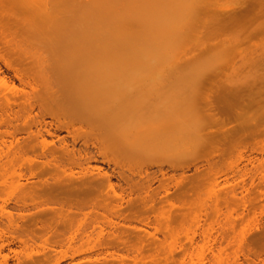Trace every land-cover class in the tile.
<instances>
[{
    "label": "bare ground",
    "instance_id": "6f19581e",
    "mask_svg": "<svg viewBox=\"0 0 264 264\" xmlns=\"http://www.w3.org/2000/svg\"><path fill=\"white\" fill-rule=\"evenodd\" d=\"M116 1L119 0H0V40L4 42L5 37L10 38V40L6 42L8 47L15 52L17 64L14 62L11 64L2 52H0V62L5 68L13 72L20 84L24 87L28 86L31 89V91L26 92L25 89L15 88L13 84L9 86L4 78L0 77V128L3 126L5 128L4 132H0V238H5V234L17 235L18 237L16 238L20 239L21 246L23 245L24 248L28 247L32 250L33 245L37 243L35 241H40L43 238H45V241L42 240L45 244L54 243L57 247L65 243L75 244L83 241H90L95 239L94 236H96V234L97 237L101 238L105 235L102 234L104 232L102 227H100V229L97 227L98 233L96 232L97 229L89 231L83 229V227H78L74 230L76 226L75 223L77 222L76 219L82 214L84 216L96 214V210H105L113 204L110 211H113L115 217L117 216L118 220L122 221L124 223L122 224L126 228H124L120 222H114V220L108 219L107 223L110 224L108 228L113 226L114 230L108 231V236L106 237L105 235L106 239L100 246H107L108 248L106 249H116L117 247L115 246L123 245L130 247V244L133 242L143 244L147 241V244L151 245L149 240L144 241L141 233L136 235V240L134 241L131 237V229L128 228L131 227L130 224L134 221H139L146 227L149 226L150 214H154L157 210L162 209L167 197H169L167 196L169 193L167 189H165L166 186H164V189L162 187L160 190L167 191L166 197L162 195L159 197L160 194L158 195L155 191L157 187L156 189L153 188V183L158 181V183L162 185L164 179H166L165 177H167V171H164L165 166H167V169L173 171L179 170L176 160H173L174 156L179 153L182 155L196 154L197 152L204 151V149L215 150L214 148H217V150H223L225 146H231L240 141L244 138V135L254 134L258 130V127L264 122L263 115L258 119L254 116H249V120L245 119L242 124L230 129L221 128L213 132L207 131V129L190 131L183 128L184 126L179 120V116L175 115V120L178 121H174L175 128L169 130L161 125V122L167 117L166 112H164L158 117L156 122L149 123L150 125L144 124L139 127H134L132 129L133 134H126L123 138L116 136L111 128L101 129L103 128L101 116L94 115L96 106L91 102L93 98L88 97L86 100L82 99V89L74 85L75 83L71 82L74 81V79L68 76L69 69L67 68V64L69 63V57H67V55H61L59 57L54 56L58 48L61 50L64 47H68L69 42L72 41L76 44L78 43L75 48V56L77 57L76 59L74 57V60L79 62L83 60L85 54L87 55V52L83 50L79 51V47L84 41L86 40L88 43H95L97 45L101 42L106 43L109 39V37L104 35L106 33V35H110V38H113V42L109 40L108 48L113 46V43L117 40L121 43H115L114 46L116 48L113 46L108 49V51H110L109 53L119 52V50L122 52L123 48L126 49L125 51L132 49L133 56L135 57H130L131 63L136 61V58L139 60L146 55L145 58L148 59L147 63L150 59V61L154 59L152 62H160L159 64L162 63L164 67H169L171 65L169 69L179 70V54L181 51H184L183 49H185L184 52L189 50V46L193 45L191 38L195 36H197V38H193L195 46L193 45L192 47L194 49L197 47L199 50L201 49L204 52L211 53L219 49H225L226 45L229 44L226 38L228 33L227 30L234 29L236 31L235 42L237 46L241 43L242 39L244 40L247 36L264 35V0H238L240 3L237 4V10H235V8L231 10L225 8L221 9L218 6V2H216L217 0H192L191 2L188 0V3L183 2L185 5L181 3V1L184 0H181L180 3L184 6V9L186 4L188 5L190 3V6H186V11H183L187 13L190 12L188 14L184 13L186 16H191V18L187 16L189 18H186L188 20L187 23L180 21L178 14L182 10L180 11L178 7L179 0H173L177 5H173L171 2L172 0H163L164 4L168 3L169 5L170 2L172 3V8L171 6L168 7H170L174 13L177 11L179 12L176 14V16L178 15L177 17L174 16L175 14H172L173 12L167 11V8L163 9L162 6L156 4V0H149V2L148 0H122L123 2L127 1L128 6L121 7L125 10H121V4H118ZM143 1L146 2L143 3ZM135 2L136 4L141 2L140 4L142 5H140L139 8L140 10L141 8L142 10L145 9V13H141L139 10L138 13L140 14H138L136 10L139 8L131 7V4H135ZM147 2H154L153 5L152 3L151 5L149 4L152 7L154 6L153 10L150 6L148 8V4L146 5ZM144 4L145 6H143ZM117 5H120L119 8ZM123 5H125V3ZM155 5L157 9L156 12H154ZM157 6L160 7V9L157 8ZM126 7L127 10L129 8V12H127ZM188 8L189 11H187ZM118 9H120L123 14L117 11ZM133 9L136 10L134 11ZM163 10H165V13ZM160 11L161 13L158 14L157 12ZM117 12H120V14L124 16L122 17L119 13L117 14L121 16L123 20L120 19L119 16H115ZM124 12L128 13L130 16ZM130 12L133 14L135 12L136 15ZM183 12H181V14ZM89 13H91V18H93V14L95 15V20L98 18V20H96L97 22H95L97 26H92V29L84 25L82 21L83 18L81 20V17L85 14V16H90ZM146 13L147 16H150H148V18L146 16L145 19H143ZM151 13L156 16L151 18ZM166 13H171L167 15V18L173 15L170 22V18L167 21L166 15H164ZM142 14L143 17L140 16ZM162 14L164 15V20L166 18V23H164L163 20H158L157 22L159 15L160 19L163 18ZM181 14L180 17L184 16ZM137 15L142 17V19L139 18V16L135 18ZM244 15L251 17L248 27L247 24L243 25L242 23V16ZM113 16L116 17V20ZM73 17L75 19H71ZM128 17H130V19ZM132 17L135 19H131ZM174 17L177 18V24L174 21ZM86 18H84V20ZM154 18L156 22H154ZM139 19V25L143 23L142 21H145L146 25L149 23L150 25L146 26L145 23H143L144 25H141L144 27L141 26L137 30H133L134 33L132 29L137 25L134 26V22L132 23V21L136 20L139 22ZM149 19L153 22L149 21ZM186 19L181 18L184 22ZM8 21L12 22V27L8 26ZM159 21L163 22L164 25ZM151 22L154 24H151ZM81 23H83L84 26L79 25ZM174 23L176 24L175 26L173 25ZM165 24L169 25L166 26ZM186 24H188V31L191 30L192 26H194V29L196 26L197 28L201 26L203 29L200 28L205 31L203 32L198 28V30L202 32L199 31V34L194 32L197 34L192 37L191 34V36L188 35V31L184 28V26H187ZM170 25L174 27L170 29ZM179 26L183 29H179ZM103 28H106L107 31L108 28H110L109 30L111 33L104 32L101 37L100 32ZM194 29L189 33H193ZM180 30H184L185 32H183L185 34L181 33L182 35L180 36ZM115 33H118V36H116L117 34ZM125 35L127 37H125ZM141 36L146 42L144 43L143 40L141 44H138L136 40L135 43V39L139 38L138 40H140ZM144 36H148L149 38L152 37L150 38L153 40L152 43H150V39L146 40ZM187 36H190L189 38L191 41ZM179 37H181L182 40ZM185 38L188 40H185ZM154 40L157 41L155 42ZM171 40L173 42L176 40L175 44L171 42ZM179 40H181V42ZM165 41H167V43L171 42L169 45H172V43L173 45L166 47L163 45ZM185 42L187 43V45L185 44L187 47L183 45ZM75 43H73L74 46ZM155 43L161 45V47L158 49L155 48L156 50H149L152 46L154 47ZM181 43H183L182 46ZM118 44L120 45L118 46ZM147 44H150V46ZM104 45L102 48H100V45H98L100 47H96L98 56H101L100 49L103 50ZM180 48L182 50H180ZM125 51L123 50V52ZM45 53H49V55L45 56ZM104 56L106 57L105 54L101 57L105 59ZM132 58L133 60L131 61ZM169 59L173 64L170 63ZM28 61H30V67L26 64ZM163 62L168 63V65H165ZM252 62L259 71L264 69V55L258 56L257 60H252ZM126 63H129V61ZM255 78L251 79L249 76L248 79L245 78L244 81L242 80L244 78H240L242 80L241 82L232 84L230 85L231 88L227 87L222 90L221 98H218V104L208 99L204 106V110L206 111L205 119L209 122L219 123L222 121L219 118V114H233L236 104L240 102L239 98L243 97L242 92L249 91L253 85L256 86L257 78ZM55 80H60L61 82H55ZM37 81H39L38 84L42 86V90L40 89L38 91V88H36ZM263 84L264 83L261 84V89L263 88ZM76 99H79L78 104H74L76 103ZM37 103H42L39 107L43 108L44 111H42V113L48 112L47 114H51L52 108H54L52 105L55 103L54 105L56 108L60 109L62 112L60 114L65 113L67 116L68 114L76 115V117L78 116V120L76 121L80 127L78 128L73 124L75 120H69V124H61L65 119V114L62 115L63 119H61L60 114V117L58 114H54L57 110L56 108H54V110H56L52 113L54 116L50 115L51 118H53L50 122H45L44 119L38 120V116H33L32 114ZM6 108H8L7 111ZM55 115L58 117L55 118ZM141 115H143L142 112L130 111H126L124 114L126 123L133 122L135 119L140 118ZM58 118L63 121L60 122L59 120V124L61 125L57 124L58 126L56 127L55 123ZM21 122H24L23 129H20ZM84 123L87 124V126H84ZM54 126L56 127L55 129H53ZM9 129H12V132H8ZM61 131H65L67 136L60 137L63 133L59 135ZM129 131H131V129ZM20 132L24 134L22 139L21 137L18 138ZM4 135H8L10 138L8 142L4 140ZM68 138H70V140ZM28 153H32L34 158L27 159L29 161V166L27 165V167L30 169H25L28 172L24 171V173V169L22 170V168L25 167L23 165L25 161L24 157L25 155L29 157ZM109 153L112 154L111 157H108V155L110 156ZM155 153H157V155ZM115 155L118 156V159L122 157H126L127 159L128 157L129 159L133 158L131 159L132 161H136L137 164H144L143 166L147 167V169L153 166L157 167V171L162 176V180H158V176H156V174H158L157 172L152 174L147 173L146 177L144 174L141 176V174L138 173L141 176V179L138 178V180L133 177L135 172L131 170L133 175H131V172L129 174L130 170L128 167H126L128 168L127 170H129L128 173L125 171L126 169L123 170L125 166L124 168H119V171H116L118 167L116 166V168H114V164L117 161L116 158H114L116 161L113 159V157H116ZM110 158H112L115 163H113L114 169L112 168L113 170L109 173L107 172L109 169L107 171L103 170L106 165L104 167L101 166L103 167L101 168L98 164L101 161L102 163H107L109 166V164H112ZM120 163L119 165L122 164ZM133 163L129 164L133 166ZM34 166L40 168L39 173L34 172L36 171ZM191 168H194L193 178L198 180L202 174L201 166H199L198 163H192L186 167H182L181 174H185L186 170L188 171ZM138 174H136L135 177ZM113 178H116L117 182L114 183ZM198 182L200 183V181ZM159 187L161 186H158V188ZM192 188H194V186ZM7 189L12 190V193L17 192L15 200H12L13 205L10 206L12 211L15 210L16 212H20V214L17 213L18 215L15 214L16 216L12 214L13 212H6L9 210L10 199H8L9 196L6 197L7 199L3 198V194L6 196L5 193L8 192ZM160 190L158 189V193ZM161 194L164 195L165 193ZM133 195L136 197L134 198ZM13 196L15 197V195ZM13 196L11 197L14 198ZM215 200L218 202V197H216ZM124 204L126 205V209ZM88 208L91 211L84 213L83 211ZM143 214L147 216L142 218ZM114 215L111 216L114 217ZM119 224L123 227L119 228ZM114 225L119 226L118 228H114ZM9 238L10 237H8V240ZM222 238L223 237H221V240L210 239L209 235L206 234L204 236V241L205 244H218V246H220L223 243ZM190 243L194 245V240L190 239ZM154 244H156L155 240ZM238 244L242 247L244 242L239 241ZM132 245L135 246L134 244ZM52 253L54 252H44L43 256L50 259ZM29 255L30 254H28V256ZM167 256L168 260H172V251H170ZM215 258L219 261L220 255H215ZM237 260L238 259L235 261ZM59 261L60 259H57V262ZM20 262L21 261H19V264Z\"/></svg>",
    "mask_w": 264,
    "mask_h": 264
},
{
    "label": "rangeland",
    "instance_id": "374dc122",
    "mask_svg": "<svg viewBox=\"0 0 264 264\" xmlns=\"http://www.w3.org/2000/svg\"><path fill=\"white\" fill-rule=\"evenodd\" d=\"M121 1L119 0L116 2H118V4H121V6L119 5L120 9L123 10L124 8L122 9L121 7L128 5L127 1ZM180 1L181 0L178 1V7L179 10H182L181 12H183L186 9V6H188L190 3L188 5L186 4L185 9L181 3H188L192 0H184L181 1V3ZM240 1L217 0L216 2H218V6L221 9L225 8L231 10L235 8V10H237V4H239ZM145 2L146 1H143V3ZM148 2L146 3V5L148 4L149 8L152 2ZM155 2L159 6H162L163 9L167 8V11L171 13L173 11L168 6H171L172 8V3L173 5L176 4V2H174L173 0L171 1L172 3H169V5L168 3H166V1V4H164L163 0H156ZM124 3L125 5H123ZM140 3H138L139 5L136 4V2L135 4L132 3L131 7L139 8L140 5H142ZM183 5L185 4L183 3ZM143 6H145V4ZM153 7L150 6L152 10ZM157 8L160 9V7L158 6ZM120 9H118L117 11H120ZM155 9L154 12L157 11V9ZM176 9L178 10L177 7ZM176 9L174 8L175 11ZM139 10L140 8L136 10V12L138 13ZM141 10L139 12L145 13V9L142 11ZM130 11L133 12L132 10ZM187 11H189V8ZM120 12H117L116 15L114 13V15L117 17L121 15ZM127 12H129V8ZM163 12L165 13V10H163ZM177 12H173L172 14H175V17L179 15L180 21L183 23H187V16L191 18L190 15H184V13L188 14L190 12H183L182 14L185 17H180L181 12H178L179 14L176 16ZM118 13L119 15H117ZM147 13L146 15L144 14L143 19H145ZM157 13L159 14L161 13V11ZM89 14L90 16H82L81 20L83 18L82 21L84 25L89 26L92 29V26H97L95 25V22H97L96 20H98V18H96L95 20V15L93 14V18H91V13ZM125 14L129 15L128 13ZM168 14L169 13L164 14L166 15V18ZM164 15L161 19L159 15V19H157V22L158 20H163V22L166 23V18L164 20ZM173 15H171L172 18ZM115 16L113 17L116 20ZM121 16L119 17L123 20L122 17L124 16ZM138 16L139 15L135 16V18H137ZM140 16L143 17V14ZM140 16L139 18L142 19V17ZM153 16L154 14L151 15V18ZM168 17L170 19L167 18V21L169 19L170 22L172 18L170 16ZM242 17L243 25L247 24L248 27L249 22L251 21V17H247V15H244ZM84 18L86 19L84 20ZM128 18L130 19V17ZM135 18L132 17L131 19ZM181 18L186 19L185 22L184 20H181ZM71 19L75 18L73 17ZM176 19L177 18H175L174 20L175 23ZM135 21L136 20H133L132 23L134 22L133 25H137V28L134 27L132 31L135 29L137 30L139 27L144 25L143 23H145L146 25L145 21H142V25H139L138 23H140V19L139 22L136 21L137 23ZM149 21L152 20L149 19ZM161 21L159 22L164 25ZM8 22V26L12 27V22ZM152 22L151 24H154ZM154 22H156V19ZM83 23L79 25H83ZM175 23L173 24L174 26L178 22L176 24ZM148 25H150V23ZM181 25L183 26L182 23ZM186 25L187 26H184V28H186V30L188 31V24ZM169 27L170 29L173 28L171 27V25ZM193 27L194 26H192V28ZM200 27L201 26H199L198 28L201 29L202 27ZM192 28L191 30H189L192 31L194 29ZM198 28L196 26L195 29L197 30L194 29L193 33H189L190 31H188V35L191 34L193 37L195 36V34H199L200 32L205 31L202 30L203 28L201 29L202 31L198 30ZM109 29L110 28H108V32L106 28H103V32H100V36L102 37V34H104V32L111 33ZM179 29L183 28L180 27ZM184 30L179 31L180 36L185 32ZM227 31L228 33L226 38L229 41V44L226 45L225 49H219L211 53L204 52L201 49L199 50L197 49V47H195L197 50L194 49L192 47L195 43L193 41V38L195 39V37L197 38V36L191 38L193 45L189 46V50H186V52H184L185 49H183L184 51H181V53L179 54V70L169 69V67L171 66L170 59L169 67H164L162 63L161 65L159 64L160 62L157 61L152 62L154 61V59H152V61H150V59L147 63L148 59L145 58L146 55L142 57L143 59L140 58L138 60L136 58V61L131 63L130 57H135L133 56L132 49L125 51L126 49L123 48L125 52H123V50L122 52H120L119 48V52L117 51L115 53H109L110 51H108V49L113 47L115 43L120 42H118V40L116 42L114 41L115 43H113V46H111L113 38H110V35H106V33L104 35L109 37V39L106 43L101 42L102 45L101 43H98V45H100L101 47L95 43H88L86 40L84 41V43L79 47V51L83 50L87 52V55L85 54L83 60L79 62L74 60V57L75 59L77 57L75 56V48L78 43L76 44L73 41L69 42L68 47H64L61 50L60 48H58L54 56L59 57L61 55H67V57H69V63L67 64L69 66H67V68L69 69L68 76L74 79V81L71 82H74V85L82 89L83 100H86L88 97L93 98L91 99V102H93L96 106L94 115H97L99 117L101 116V124L103 128H100L103 130L104 128H111L114 131L115 135L119 136V138L125 137L126 134H133L132 129L134 127H139L144 124L150 125L149 123L156 122L158 117L164 112H166L167 114V117L161 122V125L164 126V128H167L169 130L175 128L174 121H178L175 120L176 115L179 116V120L182 122L184 126L183 128H185V130L197 131L199 129H207V131L213 132L221 128L230 129L232 127L240 125L245 121V119L249 120L251 116H254L257 119L261 115L264 116V84L263 88L261 89V84L264 83V69L259 71L258 69H256L255 64L252 62V60H257L258 56L264 55V35L249 37L247 36L244 40L242 39L241 43L237 46V43L235 42L236 31L234 29H230ZM115 34H117L116 36H118V33ZM142 36L140 40H138L139 38H137L134 42L136 43L137 40V43L141 44V42H143L144 40L142 39ZM125 37L127 36L125 35ZM144 38H146V40H149L152 37L149 38L148 36H144ZM179 38L182 40L181 37ZM7 40H10V38L5 37L4 42L0 40V52L3 53L5 58L11 64H13V62L17 64L14 54L15 52L8 47L6 42ZM109 40H111L110 48H108ZM181 40L179 41L181 42ZM185 40L188 39L185 38ZM152 41L153 40L150 39V43H152ZM175 41L176 40H174L173 42L171 40V42H173L174 44ZM145 42L146 41L144 40V43ZM186 42L184 44L181 43V46L182 44L187 45L188 42ZM73 43H75V46ZM169 43L165 41L163 45H165L166 47L173 45V43L172 45H169ZM94 44L97 46H95ZM120 44H118V46ZM103 45V50L100 49V53L101 56L103 54L106 55V57L104 56L105 59L101 56H98L96 52V47L102 48ZM147 45L150 46V44ZM159 47H161V45L155 43L154 47L152 46L151 48H148L149 50H156ZM114 48L116 47L114 46ZM180 50L182 49L180 48ZM47 55H49V53H45V56ZM132 60L133 58L131 59V61ZM128 61L129 63H126ZM26 64L28 65V67H30V61H28ZM165 65H168V63H165ZM249 76L251 79L255 77L257 78L256 86L253 85L249 89V91L242 92L243 97L239 98L240 102L236 104L233 114H219V118L222 120L219 123L209 122L207 119H205L206 111L204 110V106L207 103L208 99L218 104V98H221L222 90L230 87V85L232 84H237L242 80L244 81L245 78L248 79ZM0 77L4 78L9 86H12L13 84L15 88L25 89L26 92L31 91L28 86L24 87L22 84H20L19 80L15 78L13 72L5 68V66H3L1 62ZM240 78L244 79L241 80ZM58 81L60 80H55V82ZM38 82L39 81L36 82V88H38L39 91L40 89L42 90V86L38 84ZM79 99H76V103L74 104H78ZM41 104L42 103H37L35 105L32 114L33 116H38V120L44 119L45 122H50L51 119H53L51 118V116H54L52 114L53 111L57 109L54 105L55 103L52 105V107L54 106V108L56 109L54 110V108H52L53 110L51 114H47L48 112L42 113V111L44 110L42 107H39L41 106ZM7 110L8 108H6V111ZM57 110V112L60 111V109ZM125 110L128 112H142L143 115H141L140 118L135 119L131 123H126L124 116V114L126 113ZM56 111L54 114H58V116L60 113H62L61 111L59 113H57ZM64 114L65 113L60 114L61 119H63L62 115ZM48 115H51L50 118ZM58 116H56L55 118H57ZM64 118V121L59 118L58 120L55 119L58 121V123L57 121L56 123L54 121L56 127L61 124H69V120H75L73 124H75L78 128L80 127V125L76 121L78 120V116L76 117V115L70 114H68L67 116L65 114ZM59 120L60 122L63 121L64 123L62 122L61 124H59ZM21 123L22 124H20V129H23L24 122ZM84 126H87V124L84 123ZM56 127L54 126L53 129H55ZM4 129V126L1 127L0 132H4ZM130 129L131 131H129ZM8 132H12V129H9ZM60 133H62V136L60 135ZM59 135L60 137L67 136L65 131L59 132ZM20 137L21 139L24 137L23 132L19 133L18 138ZM9 139L10 138L8 137V135H4V140L6 142H8ZM68 139L70 140V138ZM214 149L215 150L204 149V151L199 153L197 152L196 154H176L173 160H176L177 166H179V170L173 171L171 169H167V166H165L164 171H167V177H165L166 179H164L163 181V183L166 181L164 185L162 183V186L160 183H158V181H155L153 183V188L156 189L157 187V190L155 191L158 195L160 194L159 197H161V195L164 197L167 194V191L169 193L167 194V196L169 197H167L166 202L163 204L161 210L159 209L154 212V214H150L151 218L149 226L146 227L139 221H134L130 224L131 227L128 228L131 229V237L134 241L136 240V235L138 233H141L144 241L149 240L151 245L147 244V241L143 244H137L133 242L132 244H134L135 246L130 244V247L132 246L131 248L128 246L127 248L126 246L120 245L115 246L117 247L116 249H106L108 248L107 246H100L101 243H104L106 237L108 236V233L113 229V226H110V228H108L110 225L107 223L108 219H111L112 221L114 220V222H120V224L123 223L122 221L118 220L117 216L115 217L113 211H110L113 206L112 204L105 210H96V214L94 213L87 216H84L83 214L79 215V217H77L76 219L77 222L75 223L76 226L74 228L75 230L78 227H83V229L92 231L94 229H97V227H99V229L100 227H102L104 231L102 234H105L106 237L104 235L103 237L99 238L95 233L96 236H94L95 239L93 240L86 242L83 241L75 244L65 243L59 247H57V245H55L54 243L45 244V238H43L40 241H35L37 243L33 245L32 250L28 247L24 248L23 245L21 246L20 239L16 238L18 237L17 235L5 234L6 237L3 236L5 238H0V250L2 249L0 253V264H19V261H21L20 264H264V122L260 127H258V130L254 134H250L247 136L244 135V138H242L240 141L232 144L231 146H225L223 150H217V148ZM109 154L110 156L108 155V157H111L112 154ZM155 154L157 155V153ZM28 155L29 157H32L29 158L27 157V155H25L24 164L22 162L24 158L21 161V163L26 167L22 168V170L24 169L23 172L30 169L29 167H27V165L29 166V161L27 159L34 158L32 153H28ZM115 156L116 157L112 156L113 159L116 158L117 161L114 159L116 163L119 165V163L121 162V165L118 166L114 162V160L110 158L112 161L111 165L109 164L108 166L107 163L105 164L100 161L98 166L104 167L106 165L103 170L107 171L109 169V171H107L109 173L114 168H116V166L118 167L116 171H119V168L121 169L125 166L123 170L126 169L125 171H127V173L129 170V174L131 170L132 172H135L134 175L131 172V175H133L135 179H141V176H143V174L146 177L147 173L152 174L154 172H157L158 174H156V176H158V180H162V176L157 171V167L153 166L147 169V167L143 166L144 164H137L136 161H132L131 159L133 158L129 159L128 157V160L126 157H122L124 159L123 160L122 158L118 159L117 155ZM113 163H115V166L113 165ZM129 163H133V166H131V164ZM192 163H198V165L201 166L202 174L199 178L200 180H196L193 178L194 168H191L188 171L186 170V173L183 175L181 174V168L186 167L187 165ZM36 167L34 168L36 169V171L34 172L39 173L40 168L37 167V169ZM126 167H128L129 170H127L128 168ZM138 173L141 174V176ZM136 174L138 175L135 177ZM115 180L116 178H113L114 183L117 182V180ZM198 181H200V183ZM157 185L161 187L158 188ZM164 186H166V192L164 190H160L162 189V187L164 189ZM193 186L194 188H192ZM158 189L160 190L159 193ZM9 190L7 189L8 192L4 191L6 192V196H4L3 194V198H6L8 196L11 197L13 195H15V197H8V199H10V205L9 210H7L6 212H13L12 214L18 215L20 214V212H16L15 210L12 211L10 207L13 205L12 202L15 200L17 192L12 193V190ZM161 193L165 194L163 195ZM135 197L136 196H134V198ZM216 197H218V202H216L215 200ZM124 207L126 209L125 204ZM89 211L91 210L88 208L83 212L86 213ZM111 215H114V217ZM146 216V214H143L142 218ZM122 225H120L119 228H122L124 226ZM118 226L114 225V228H118ZM124 228L126 227L124 226ZM96 232L98 233V229ZM206 234L209 235L210 239L221 240V237H223V243L220 246H218V244H205L204 236ZM8 237H10L9 240ZM11 238H14V241ZM153 239L155 240L156 244H154ZM190 239L194 240V245L190 243ZM239 241L244 242V245L242 247L239 246ZM52 251L54 253L51 254L52 257L50 259L43 256L44 252L50 253ZM170 251H172L173 253L172 260L167 259V255ZM28 254L30 255L28 256ZM217 254L220 255L219 261H217L215 258V255ZM57 259H60V261L57 262ZM236 259L238 260L235 261Z\"/></svg>",
    "mask_w": 264,
    "mask_h": 264
}]
</instances>
